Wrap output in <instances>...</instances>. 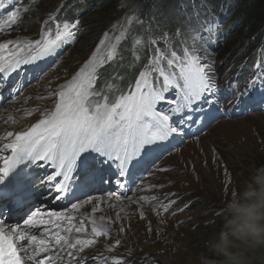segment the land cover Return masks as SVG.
I'll list each match as a JSON object with an SVG mask.
<instances>
[{"label":"rangeland","instance_id":"obj_1","mask_svg":"<svg viewBox=\"0 0 264 264\" xmlns=\"http://www.w3.org/2000/svg\"><path fill=\"white\" fill-rule=\"evenodd\" d=\"M68 1L70 0H46L39 9L31 6L30 15L24 17L13 29L3 33L0 43L34 40L38 37L43 20ZM242 1L237 0V5L231 11V18H234L236 9L239 10L240 16L246 15L250 9L252 4L246 5V1ZM107 6L103 3L96 10H91L94 13L84 14L81 19L82 26L88 27L90 33L100 29V20H103L100 10ZM226 15L230 16L227 12ZM161 17L165 21L177 19L176 12L173 14L170 8L166 9ZM128 21L133 24V16ZM246 24L247 20L245 26ZM230 40L237 41L236 38ZM104 41V45L99 43L95 47V41L92 42L87 51L79 38L58 63L47 71L40 72L39 76L31 74L27 79L17 78L8 87H3L0 90V143H8L15 133L24 131L35 120L44 117L45 111H50L53 106L52 93L58 94L63 90L76 67L78 70L94 53L98 55L108 51L118 42L110 39ZM234 41L229 46V53L226 51L219 57L212 55L209 58L213 59L210 62L214 81L221 80L227 69L223 58L231 59L234 56L231 52ZM221 44L222 42L217 47ZM199 49L202 62H209L203 56L207 49L201 46ZM220 57L222 60L218 59ZM30 77L33 79L30 80ZM19 86L20 91L17 90ZM234 96L231 95L230 99ZM227 103L228 101H220V113L209 124L199 129L197 134L185 137L181 144L157 159L152 168L148 166L141 174V171L136 173L134 180L138 177L140 179L126 195L117 193V188H112L111 193L105 181L101 183L97 180L95 184L100 187V193L98 190H90L75 202L83 207L75 210L72 206L68 208L77 211L79 217H84L87 230L81 233L83 237L92 236L91 225L87 220L89 209L84 208L93 207L95 204H98L99 218L104 217L101 220L103 226L109 230L107 235L95 238L96 243L85 248L83 252L70 249L74 252L73 259L77 255L90 259L92 255L111 253L125 257L131 261L130 264H199L200 254L207 252L204 239L209 234L218 232L221 227L220 213L224 201L238 190L253 168L264 165V111H258L255 105H241L237 102L235 111L243 112L232 114L235 104ZM226 106L228 108L225 111ZM178 126L182 128L181 123H178ZM9 132L13 135L8 136ZM162 167L169 169L162 171ZM141 181L144 183L142 186L156 188L150 191L142 190V186L137 188L138 182ZM38 184L39 187L34 191L36 195H46L43 192V183ZM163 191L169 194L168 201L175 202L174 214H171L173 207L165 211L159 208L158 201L149 202L148 196ZM40 200L46 201L44 198ZM88 200L91 202L85 203ZM187 205L190 206L185 209ZM33 206L29 208L35 209ZM0 207L1 210L11 211L12 214L17 211L12 210L13 205H9V202L0 204ZM20 218L22 213L18 219L19 225ZM117 240L120 241L118 245ZM23 246L29 245L23 242ZM51 249L49 247V253L41 252L40 255L49 254V257H52ZM67 249L69 248H59V254L65 255Z\"/></svg>","mask_w":264,"mask_h":264},{"label":"snow or ice","instance_id":"obj_2","mask_svg":"<svg viewBox=\"0 0 264 264\" xmlns=\"http://www.w3.org/2000/svg\"><path fill=\"white\" fill-rule=\"evenodd\" d=\"M4 7L3 0H0V9ZM17 19L16 12L8 17L13 24ZM78 23L79 21L71 24L64 22L62 27L58 24L54 37L51 32H45L41 39L34 42L35 55L21 57L20 53L24 52V47H20L18 52H13L8 58L0 57V82L4 81L5 73H11L22 64L54 53L65 40L74 36L73 30ZM209 30L211 31V25ZM192 39L195 42L196 38ZM12 43L13 41L0 43V50L7 49ZM100 43L104 45L105 41L101 40ZM135 43L142 41L137 39ZM156 43V40L149 41V44ZM165 44L168 45L167 54L156 48L154 58L149 61L146 70L139 73L134 88H129L127 92L119 91L118 95H113L111 101L109 95H102L104 89L99 91L94 89L97 79L94 53L93 58L80 69L79 74L58 92L54 110H46L42 119L27 131L16 134L10 143L4 145L5 149L11 150V155L4 158L3 167H0V199H9L16 204L25 203L31 195V181L26 169L29 166L42 167L40 162L59 169L45 178L58 193L65 192L70 184L76 181L84 187L97 180L101 183L105 180L110 182V177L106 173L113 164L118 170L117 174L123 177L128 166L141 163L142 154L147 156L157 141L182 132V129L169 124V116L158 112L156 105L166 99L164 94L170 89H178L183 94L186 108H190L193 101L214 95V73L211 62H202L200 50L194 43L189 48L178 49L179 55L178 50H173L175 45H171L167 38ZM28 47L31 48L32 44L29 43ZM115 55L116 46L112 45L107 60H112ZM162 61L166 63V68L161 66ZM152 72L158 74L156 81L162 80V86H157L156 82L150 79ZM257 81L264 84V73L257 71L249 88ZM107 91L116 93L118 90L108 87ZM247 91L246 89L244 94H247ZM7 135L13 134L9 132ZM20 165L23 167L18 168ZM116 182L120 183L119 180ZM81 206L72 204L74 210ZM92 211L96 212L97 209L93 208ZM38 215L39 213H34L29 216L24 220V224L29 227L44 225L46 221L43 218L37 219ZM50 215L55 217V220L47 221L56 229L52 232L55 244L63 243L67 248L80 252L96 243L95 238L107 235L109 231L107 227L91 219L92 238L82 239L77 236L74 242H70L68 235H61V231L68 234L73 230L76 233H84L87 230L84 222L81 221L80 226L76 227L71 216L65 217L61 213ZM100 219L103 220L104 217ZM61 220H66V229L58 222ZM45 232H48L47 228ZM21 241L39 246L31 255H27V247L23 248L28 262L45 264L46 261H52L53 258L47 256L43 260H37L41 252L49 251V241L37 240L35 235H27L21 231L19 224L5 227L3 213L0 212V264H25L24 256L17 248V243ZM119 243L117 240L116 244ZM68 255L72 256L73 252L69 251ZM104 259L107 264V259ZM116 264H121L120 260H117Z\"/></svg>","mask_w":264,"mask_h":264},{"label":"trees","instance_id":"obj_3","mask_svg":"<svg viewBox=\"0 0 264 264\" xmlns=\"http://www.w3.org/2000/svg\"><path fill=\"white\" fill-rule=\"evenodd\" d=\"M45 1L33 5L34 8L39 9ZM245 1L246 5L252 4L250 9L243 16H240L239 10L236 9L234 18H231V11L237 5V0H72L66 2L65 9L69 8L67 14H80L81 20L84 14L94 13L91 11L93 8L96 10L103 3L105 6L108 5L100 10L103 18L100 20V29L90 33L88 27H85L87 32L80 37L82 46L87 51L91 43L113 23L119 30L121 29L120 31L125 28L126 31H130L132 28V26L128 28L130 16L136 14L141 18V24L124 40L128 64L132 72L137 73L147 64L150 56L156 54V48L166 52L168 45L165 44V38L171 45H175L173 50L189 48L193 43L198 49L199 46L207 49L203 56L209 62L213 60L209 59L212 55L219 57L226 51L230 52L229 46L234 41L230 40L232 38L237 40L234 41L231 51L234 56L237 54V57H246L251 54L255 49L254 45L264 38V0H243L242 3ZM168 8L173 10V14L176 12L177 19L163 20L161 15ZM226 12L230 16H227ZM29 13L30 11L25 17H28ZM214 32L217 34L216 44L213 49H208L205 46V39L212 41ZM192 37L196 38L195 42ZM137 39L142 43H135ZM151 40H156L157 43L149 44ZM221 42L222 44L217 47ZM137 56L139 59H136ZM218 59L222 60V57ZM223 59L224 62L230 60L226 57ZM238 59L231 61L237 62Z\"/></svg>","mask_w":264,"mask_h":264},{"label":"clouds","instance_id":"obj_4","mask_svg":"<svg viewBox=\"0 0 264 264\" xmlns=\"http://www.w3.org/2000/svg\"><path fill=\"white\" fill-rule=\"evenodd\" d=\"M220 220L219 231L204 239L199 264H264V165L224 201Z\"/></svg>","mask_w":264,"mask_h":264},{"label":"bare ground","instance_id":"obj_5","mask_svg":"<svg viewBox=\"0 0 264 264\" xmlns=\"http://www.w3.org/2000/svg\"><path fill=\"white\" fill-rule=\"evenodd\" d=\"M241 105L242 104H246V105H248V106H253L254 104H251V103H249L248 101H246V102H243V103H240ZM141 170H138L136 173H138V172H140ZM135 173V174H136ZM134 174V175H135ZM142 183H143V181H141ZM87 187V191H90V190H94L93 192H95V191H97L98 190V192L100 193V191L101 190H99L100 189V187L97 185V184H95V182L94 183H91L90 185H88V186H86ZM93 188V189H92ZM36 190V187L35 186H32V187H30V192L31 193H33V196H31V197H29V200H30V198H34V196L36 195V193L34 192ZM92 192V191H91ZM111 193H113V192H111ZM89 201V200H88ZM4 202H9V205H10V200L9 199H0V204H4ZM40 202H42V204H38L39 202H37V200L36 199H34L33 200V202H31V203H28V204H26L25 205V208H29V207H32L34 204H36V205H39V206H37V207H35V206H33V207H35V210H36V212L37 213H44L45 212V209H46V204H47V201H41L40 200ZM93 204V203H92ZM100 204V203H99ZM6 205H8V204H6ZM98 204H95V205H93V207L91 206V207H89V208H84V209H89V215H88V222H89V224L91 225V219H95L96 221H97V224H102L103 225V222L101 221V219L99 218V215H98V213H97V211L96 212H93L92 210H93V208H96L97 209V206ZM83 207V206H82ZM107 207V206H106ZM105 208V207H104ZM83 209V208H82ZM22 211H23V209H20V210H17L15 213H11V211H8V210H5V209H3V210H1V212L3 213V218H5V216L7 217V219H4L5 220V227H9V226H11V225H14V224H19V221H18V219H19V217H20V215H21V213H22ZM10 217V218H9ZM22 225L20 224V228H21V231H23V232H25L27 235H28V233L26 232V229L24 228V227H21ZM34 233V232H33ZM31 234V235H35V234ZM36 236V235H35ZM37 237V239H39L38 238V236H36ZM39 240H47V241H49L47 238H45V239H39ZM24 247H27L28 248V253H27V255H31L32 254V252H33V250L34 249H36V248H38V246H34V247H32V246H23V242L21 241V242H18L17 243V248L20 250V254L22 255V256H24V259H25V264H33V262L34 261H32V262H28L27 261V256L24 254V252H23V248ZM55 252H52V253H50L51 255L52 254H54ZM49 257V254H41V255H39L38 257H37V260H43L45 257Z\"/></svg>","mask_w":264,"mask_h":264}]
</instances>
